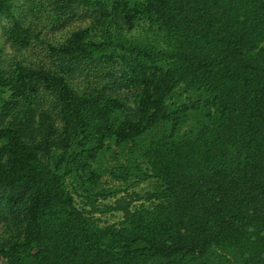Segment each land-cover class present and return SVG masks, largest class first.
I'll list each match as a JSON object with an SVG mask.
<instances>
[{"label": "trees", "instance_id": "obj_1", "mask_svg": "<svg viewBox=\"0 0 264 264\" xmlns=\"http://www.w3.org/2000/svg\"><path fill=\"white\" fill-rule=\"evenodd\" d=\"M14 6L0 0L19 49L38 34ZM80 6L93 22L48 44L56 69L0 70L1 118L17 114L0 123L1 264H264V0H62L59 14ZM114 63L131 111L69 82ZM45 92L54 115L34 122ZM105 175L152 189L99 207L122 191Z\"/></svg>", "mask_w": 264, "mask_h": 264}, {"label": "rangeland", "instance_id": "obj_2", "mask_svg": "<svg viewBox=\"0 0 264 264\" xmlns=\"http://www.w3.org/2000/svg\"><path fill=\"white\" fill-rule=\"evenodd\" d=\"M15 6L13 13L16 17H20L24 24L29 26L33 33L38 34V38L32 40V42L24 48H15L11 46L6 40L4 35L5 27L10 24L11 18L0 16V70L3 74L8 75L11 69L17 62L23 65L39 69H56L58 66V59L52 56L48 49V44H58L66 39L72 31L78 28H84L89 26L93 22V11L95 7H74L72 12L66 11L64 14H59L58 4L62 0H13ZM147 24L141 22L129 33L126 34L128 38H139L147 35ZM98 31L93 33L95 38H99ZM120 63H114L108 66H95L85 65L76 69L73 75L69 78L71 86L77 91H84L92 95H104L113 93L123 100L129 106L134 107L135 92L131 88H122L117 85L114 77L119 75ZM9 96V92H3L0 98H6ZM2 100H0V104ZM34 108L35 116L34 122L38 118L39 112L44 110L50 116L54 115V108L52 105V95L45 92L38 96V102H35L31 106ZM18 109V108H17ZM17 109H12L15 112ZM0 108V123L11 120L17 116V114H9L5 118H1ZM24 114L19 112L18 118L23 119ZM59 124V122H58ZM117 157L120 161H125L123 156L117 152ZM114 163V161L105 160V165L108 163ZM70 182V179H68ZM72 185V184H71ZM70 185V187H71ZM102 187L118 188L121 189L120 194H113L107 199L96 198V204L99 207H103L106 204L113 203L114 199L120 195L137 191L143 193L146 190L152 189L150 181H143L141 183H133L131 181L121 182L112 179L109 175H105L101 178ZM76 203L82 206V198L75 196ZM140 202H135L134 205H138ZM95 217L100 219L101 224L117 223L122 214L120 212H97ZM3 228V222L0 221V232ZM3 238H0V243ZM2 258L0 257V264Z\"/></svg>", "mask_w": 264, "mask_h": 264}]
</instances>
